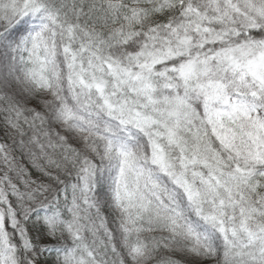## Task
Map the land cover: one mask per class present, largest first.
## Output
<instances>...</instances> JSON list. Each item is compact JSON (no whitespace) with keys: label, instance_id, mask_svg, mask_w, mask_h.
<instances>
[{"label":"snow or ice","instance_id":"1","mask_svg":"<svg viewBox=\"0 0 264 264\" xmlns=\"http://www.w3.org/2000/svg\"><path fill=\"white\" fill-rule=\"evenodd\" d=\"M0 264H264V0H0Z\"/></svg>","mask_w":264,"mask_h":264},{"label":"trees","instance_id":"2","mask_svg":"<svg viewBox=\"0 0 264 264\" xmlns=\"http://www.w3.org/2000/svg\"><path fill=\"white\" fill-rule=\"evenodd\" d=\"M3 139V135H2V133H0V140H2Z\"/></svg>","mask_w":264,"mask_h":264}]
</instances>
